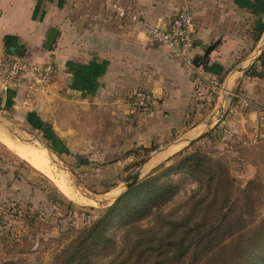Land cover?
<instances>
[{
    "label": "crops",
    "instance_id": "crops-1",
    "mask_svg": "<svg viewBox=\"0 0 264 264\" xmlns=\"http://www.w3.org/2000/svg\"><path fill=\"white\" fill-rule=\"evenodd\" d=\"M118 1L150 28H164L180 8H191L197 26L190 53L148 45L144 27L116 17L111 0H0V50L55 67L46 90L27 99L21 88L6 92L0 107L31 101L25 114L32 123H43L72 156L95 163L96 152L106 160L132 148L155 147L154 153L196 137L211 113L203 93L228 83L240 67L234 84L254 87L256 103L233 108L219 126L249 138L256 107L264 104V0ZM50 29L56 36L46 50ZM137 88L150 91L154 102L149 112L129 115L126 99ZM160 142L168 144L160 149Z\"/></svg>",
    "mask_w": 264,
    "mask_h": 264
},
{
    "label": "rangeland",
    "instance_id": "rangeland-1",
    "mask_svg": "<svg viewBox=\"0 0 264 264\" xmlns=\"http://www.w3.org/2000/svg\"><path fill=\"white\" fill-rule=\"evenodd\" d=\"M242 72L240 67L232 69L225 80L229 84L218 83L216 89L203 93L201 102L211 113L198 129L202 132L188 145L189 138L182 137L174 142L177 145L157 154L130 188L131 180L127 179L154 153L132 148L118 155L113 152L106 160L96 152L95 163H90L66 149V153L55 149L41 122L32 123L33 117L25 114L31 101H24L16 109L0 107V264H70L67 260L77 253V244L104 227L97 247H91L89 264H121L131 243L139 237L145 243L161 242L154 246L158 252L151 253L153 261L159 257L158 264H205L206 258L194 260L193 247L172 255L163 244L171 242L174 246L177 229L188 227L196 228L183 236L185 244L196 239L230 241L228 228H243L250 233L264 226V144L225 134L219 126L230 118L233 108L244 110L249 108L247 104L256 103L254 87L244 89L242 82L234 84L236 75ZM44 89L47 86L39 90ZM206 124L209 127L205 128ZM166 144L160 142L158 148ZM17 146L35 150L47 165L28 163L16 154ZM193 155L197 158L182 164ZM202 158L207 164L199 160ZM215 165L231 182L226 206L221 199L227 190H219L211 204L215 189L214 185L211 191L208 189L207 179L217 177ZM156 177L151 188L149 181ZM153 189H165L166 193L147 210L149 213L144 210L150 203L141 214L143 218L135 217L132 222L125 217L149 202ZM116 205L114 212L106 213ZM168 226L177 233L173 241H164Z\"/></svg>",
    "mask_w": 264,
    "mask_h": 264
},
{
    "label": "trees",
    "instance_id": "trees-1",
    "mask_svg": "<svg viewBox=\"0 0 264 264\" xmlns=\"http://www.w3.org/2000/svg\"><path fill=\"white\" fill-rule=\"evenodd\" d=\"M263 28L264 26L263 24H261L260 31H262ZM10 91L12 90H9L7 92H10ZM28 116L29 118L32 117L31 114H28ZM40 125L43 126L42 128H44V130L47 132V135L50 136L49 138L53 139L54 138L53 133L50 132V130L45 125L41 123ZM55 140L56 139L54 138L53 142L55 143V146L57 147L55 149H57L58 152H64L65 150L59 147L57 140L56 141ZM154 149L155 147H151L145 150H147L148 153H151ZM196 158H197L196 155L187 157L182 162V164H184L185 161H187L188 163L189 161L196 159ZM168 160L169 158L166 161ZM199 160L202 161L204 164H207V162L205 161V158H202ZM208 167L210 166L207 165V168ZM213 167L218 170L216 173L217 177L213 179H207L208 189L211 191L213 185L215 189V192L212 194V197H211V200H212L211 204L213 205L215 200L217 199L218 197L217 192L219 190L220 191L227 190L228 192L224 193L221 199V202L226 206L229 200L228 197L230 195L231 182L228 179L226 172L221 167H219L218 165H215ZM157 179L158 178L156 177L149 181V186L151 188L152 186H154V183ZM149 186H145V187L149 188ZM165 193H166L165 189L151 190L150 197L152 198L149 200V202L142 203L139 206V208L133 209L129 213V215H126L125 217H129V220L132 222L137 220L135 217H137L138 220L143 218L141 214L144 211L149 213V211L147 210L155 206L156 201L160 199V196L164 195ZM148 203H150V206H148V208L144 210L145 207H147ZM117 207L118 205L109 208V210L106 213L114 212L117 209ZM195 228L196 227H193V228L188 227L187 229H183L181 231L177 229L178 241L175 243V245L171 246L173 245L171 242L163 244L164 248L167 249L168 254L172 253V255H177V253L179 252V255H180L181 254L180 252H182L186 248L189 249L193 247L194 260L203 261L206 258L205 264H264V226L257 227L250 233L246 232L243 228H238L235 230H233V228L232 229L228 228L230 231L228 233L227 238L232 237L230 241H225V240L215 241V240H210V239L207 241H204V239L203 240L196 239L195 243H193L192 241L186 244L183 243V236L187 235L189 232H191ZM105 229L106 228L104 227V229L101 232H99L101 234L98 233L94 237H89L90 234H88V237L86 239L81 240L77 244V251H76L77 253L72 258H69L67 261L70 264H72V262L75 264H89L90 256L92 255L91 253H93L92 252L93 250H91V247H95V248L97 247V243L101 240V237L105 232ZM166 232H167L166 238L164 239V241H167V240L173 241L174 239L173 234H177L175 233L176 231H174L171 226H168ZM235 236L236 238H233ZM106 243H109V241L105 242V245ZM156 243L157 245H159L161 242L160 241L156 242L155 240H152L151 242L147 241L145 243V241L143 242V240L139 237L136 241L131 243L129 254L127 258L121 262V264H149L150 262L152 264H158L159 257H155L157 261H153L152 259L153 255H151V253L158 252V249H154V246Z\"/></svg>",
    "mask_w": 264,
    "mask_h": 264
},
{
    "label": "built area",
    "instance_id": "built-area-1",
    "mask_svg": "<svg viewBox=\"0 0 264 264\" xmlns=\"http://www.w3.org/2000/svg\"><path fill=\"white\" fill-rule=\"evenodd\" d=\"M110 6L116 17L128 19L131 23L144 27L148 45L165 47L180 57H186L192 50L197 21L194 12L188 6L180 8L164 28L143 25L142 19L130 9H125L118 0H111ZM54 74L55 67L50 62L29 63L19 56L0 51V95L21 88L27 99L34 92H40L39 89L47 86ZM153 102L154 97L150 91L137 88L126 99L128 114L147 113ZM249 140L253 144H264V105L259 107L255 114Z\"/></svg>",
    "mask_w": 264,
    "mask_h": 264
},
{
    "label": "water",
    "instance_id": "water-1",
    "mask_svg": "<svg viewBox=\"0 0 264 264\" xmlns=\"http://www.w3.org/2000/svg\"><path fill=\"white\" fill-rule=\"evenodd\" d=\"M55 36H56V31L54 30V29H50L49 31H48V34H47V39H46V41H45V44H44V49H46V50H50V48H51V46H52V44H53V42H54V39H55ZM212 47H209L207 50H206V52H205V55L204 56H207V55H209V53L212 51ZM218 113H219V118H220V116L222 115V113H223V104H221L220 105V107H219V110H218ZM1 122V121H0ZM211 123H209V125H210ZM197 137V136H196ZM196 137H193V136H191L189 139H188V141H187V145L193 140V139H195ZM186 145V146H187ZM171 146V145H170ZM169 148V147H168ZM168 148H166V149H168ZM165 149V150H166ZM164 150V151H165ZM163 150H161V151H155L154 152V154H156V153H159V152H162ZM51 155L52 156H54L52 153H51ZM151 158H152V156L150 155L149 156V158L146 160V161H144V162H142L143 164L138 168L139 170L138 171H136L133 175H131L127 180H131V183H129V185H128V187L127 188H130L134 183H136L137 182V180H138V178H139V174H140V171L144 168V166L151 160Z\"/></svg>",
    "mask_w": 264,
    "mask_h": 264
},
{
    "label": "bare ground",
    "instance_id": "bare-ground-1",
    "mask_svg": "<svg viewBox=\"0 0 264 264\" xmlns=\"http://www.w3.org/2000/svg\"><path fill=\"white\" fill-rule=\"evenodd\" d=\"M173 145H177V144L176 143H173L171 146H173ZM171 146H169V147H171ZM14 150H15V152H16V154L18 156H20L25 161H27L28 163H31L32 165H34L36 167H44V166L47 165V162H45L44 158L43 157H40L38 155V153H36L35 150H28L26 148H23V146H17V147L14 148ZM46 151H47V156H49L50 155V152L47 149H46ZM159 153H161V152H159ZM159 153H156V154L151 155L152 158H151V160L149 162H151L157 156V154H159ZM145 166H144V168H145Z\"/></svg>",
    "mask_w": 264,
    "mask_h": 264
}]
</instances>
